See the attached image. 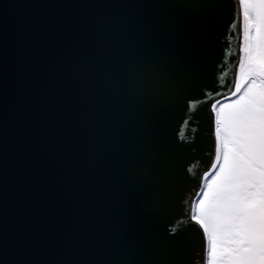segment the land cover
<instances>
[{
    "label": "water",
    "instance_id": "water-1",
    "mask_svg": "<svg viewBox=\"0 0 264 264\" xmlns=\"http://www.w3.org/2000/svg\"><path fill=\"white\" fill-rule=\"evenodd\" d=\"M191 3L0 0V264L164 258L162 215L182 237L180 264H207L195 204L245 23L241 0ZM179 120L174 196L152 208L134 190L139 157L162 153Z\"/></svg>",
    "mask_w": 264,
    "mask_h": 264
},
{
    "label": "rangeland",
    "instance_id": "rangeland-1",
    "mask_svg": "<svg viewBox=\"0 0 264 264\" xmlns=\"http://www.w3.org/2000/svg\"><path fill=\"white\" fill-rule=\"evenodd\" d=\"M243 3L248 65L217 107L218 160L195 208L208 264H264V0Z\"/></svg>",
    "mask_w": 264,
    "mask_h": 264
},
{
    "label": "snow or ice",
    "instance_id": "snow-or-ice-1",
    "mask_svg": "<svg viewBox=\"0 0 264 264\" xmlns=\"http://www.w3.org/2000/svg\"><path fill=\"white\" fill-rule=\"evenodd\" d=\"M211 3L212 0H192L190 7L195 10H200L209 6ZM172 88L174 94L179 97L184 93L186 86L183 82L173 81ZM178 107V104L172 107L174 115ZM182 122V120H179L175 121V124L174 121L170 123V130L165 133V146L162 153L155 145H149L140 154L138 175L135 179L137 187L134 190L138 191L143 200H150L152 202L150 205L152 208L158 207L161 202L170 203L174 196L171 178L174 175L181 155L179 124ZM137 159L136 155L133 154L129 160L130 166H136ZM146 188H151L152 190V194L149 197L144 196ZM169 225H172V223L167 220L166 215H162L160 228L168 243L170 255L164 258L152 256L149 259L128 261L125 264H180V261L173 254L179 252L181 249L182 237L177 230L173 231Z\"/></svg>",
    "mask_w": 264,
    "mask_h": 264
},
{
    "label": "bare ground",
    "instance_id": "bare-ground-1",
    "mask_svg": "<svg viewBox=\"0 0 264 264\" xmlns=\"http://www.w3.org/2000/svg\"><path fill=\"white\" fill-rule=\"evenodd\" d=\"M242 18L244 20L245 26L241 27L240 32V42L238 43L237 52L235 53V56L237 57V64L235 66V77H234V88L237 86L239 77L241 76L242 72H244V69L248 65L247 62V54H246V18L247 15L245 13L244 8H242Z\"/></svg>",
    "mask_w": 264,
    "mask_h": 264
}]
</instances>
